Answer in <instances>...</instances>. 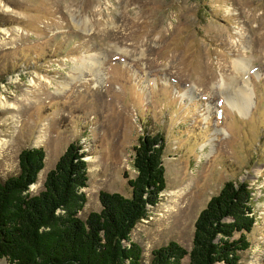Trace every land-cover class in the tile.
I'll return each instance as SVG.
<instances>
[{"label":"rangeland","instance_id":"1","mask_svg":"<svg viewBox=\"0 0 264 264\" xmlns=\"http://www.w3.org/2000/svg\"><path fill=\"white\" fill-rule=\"evenodd\" d=\"M157 133L166 188L130 237L144 262L169 241L189 250L199 212L235 181L255 217L238 264H264V0H0V180L42 148L36 195L78 143L84 218L100 191L129 196L133 147Z\"/></svg>","mask_w":264,"mask_h":264},{"label":"trees","instance_id":"2","mask_svg":"<svg viewBox=\"0 0 264 264\" xmlns=\"http://www.w3.org/2000/svg\"><path fill=\"white\" fill-rule=\"evenodd\" d=\"M161 134H143L133 147L136 177L129 196L100 191V210L84 218L83 190L89 181L86 153L70 143L50 169L36 195L29 191L44 168L42 148L18 156V172L0 180V260L5 264H238L250 247L255 217L246 182L226 181L199 212L191 247L175 241L153 249L143 260L131 240L166 188ZM187 262L184 263V260Z\"/></svg>","mask_w":264,"mask_h":264},{"label":"bare ground","instance_id":"3","mask_svg":"<svg viewBox=\"0 0 264 264\" xmlns=\"http://www.w3.org/2000/svg\"><path fill=\"white\" fill-rule=\"evenodd\" d=\"M234 65H237L236 66V69L237 70H241V67H242V65H243V63L242 62H240V63H238V64H234ZM243 68V67H242ZM95 72V71H94ZM240 95V100H239V102H238V104H237V106H238V110H240V111H243V110H245L244 109V107H245V105H246V98H245V96L242 94L241 95V93L239 94ZM247 107V106H246ZM237 110V111H238ZM240 111H239V114H240ZM240 115H242V113L240 114Z\"/></svg>","mask_w":264,"mask_h":264}]
</instances>
